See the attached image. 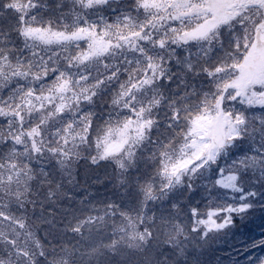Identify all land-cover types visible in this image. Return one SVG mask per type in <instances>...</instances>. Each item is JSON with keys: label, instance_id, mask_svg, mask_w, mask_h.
<instances>
[{"label": "clouds", "instance_id": "9594fccd", "mask_svg": "<svg viewBox=\"0 0 264 264\" xmlns=\"http://www.w3.org/2000/svg\"><path fill=\"white\" fill-rule=\"evenodd\" d=\"M63 4L67 7L57 16H41L33 26L64 33L86 28L97 35L107 30L110 47L87 60L80 57L91 52L89 38L49 45L20 34L19 51L0 47V183L7 194L26 200L29 189L22 187L18 174L28 176L37 161L61 153L74 152L90 167L107 166L114 173L117 161L129 154L133 157L129 164L136 167L145 153L163 157L187 152L195 159L191 118L205 109L215 112L218 100L223 112L240 128V136L230 140L218 159L197 173L210 171L214 175L245 145L251 146L250 155L264 163V108H249L231 90L215 84L201 82L202 87L195 91L190 86L191 77L184 70L186 53L200 45L176 43L174 37L194 26L193 21L177 19L163 8L146 10L141 0H103L89 8L83 7L81 0H59L57 9ZM136 32L141 35H131ZM160 41H164L163 47ZM191 62L196 65L199 58ZM152 64L158 65L156 71ZM238 118L244 122L237 123ZM146 122L138 141L100 159L105 138L114 140L115 129L128 125L140 131ZM33 129L37 133L30 135ZM237 171L242 178L246 176ZM234 227L209 236V252L219 246L216 242L223 243ZM35 228L42 230L40 223ZM29 251L31 255L26 260L19 257L18 264H59L56 250L45 253L37 244ZM146 258L144 251L127 253L122 264H147ZM201 264H217V259L206 256Z\"/></svg>", "mask_w": 264, "mask_h": 264}, {"label": "rangeland", "instance_id": "374dc122", "mask_svg": "<svg viewBox=\"0 0 264 264\" xmlns=\"http://www.w3.org/2000/svg\"><path fill=\"white\" fill-rule=\"evenodd\" d=\"M195 2H199V0H195ZM231 2L236 3L239 0H231ZM58 3L59 0H0L1 28L7 30L13 29V35L15 34L16 36V39L12 40H6V37L3 36V39L1 38L2 41L8 47L15 48L19 51L22 46L20 39L21 28L33 25L37 20L41 19V16H57L59 11L67 7V4H63L60 9H57L56 5ZM31 4H35L36 7H31ZM24 5H29V7L24 8ZM246 15L252 16L253 12H248ZM21 16L23 20L19 18ZM33 17L35 18L34 21ZM185 19L197 23L196 16L185 17ZM242 24V20L233 19L231 24H224L218 32L213 31L210 33L209 39L196 42L200 47L194 48L191 52L186 53L188 60L185 61V65L199 58V63L193 65L199 71H189L186 67L184 70L191 77L190 86L193 87L194 91L202 87L201 82L210 85L215 84L225 91L231 90L249 108L261 109L264 108V104L260 103V100L264 98V51L257 48V45L261 42L256 40V32L249 27L246 33L242 28ZM237 39L241 41V46L238 49L235 47ZM249 44L251 45L250 47ZM254 49L256 51L253 54ZM250 54L252 55L250 56ZM20 55H23V53L21 52ZM204 69H207V71ZM225 85L227 87H224ZM203 112L205 114L201 117L204 120L217 114V110L212 112L205 109ZM201 113L193 114L191 121L195 120ZM233 124L235 123L233 122ZM137 132L138 130L135 126L126 130L125 142L121 146L120 151L125 145H130L135 142ZM194 135L197 141H203L205 139L202 134ZM120 140L121 137L116 134L115 139H110L109 142L116 144ZM250 141L251 144L256 143L255 139L251 136ZM119 152H114L113 154ZM250 152L251 146L245 145L243 150H238L234 160L230 164L225 165L214 175L210 171L199 173L185 172L179 183L173 178L171 185L168 184V176L164 172L165 164L163 157L145 153L137 161L140 164L139 167H136L135 164H129V159H133L131 156L121 159L120 161L124 167L121 168L118 166L117 168L115 178L118 181L128 180L130 177L128 171L135 167L136 172L139 173L138 183L144 181L147 176V182L151 181L152 188L150 196H147L143 192H137L135 198L125 201L124 208L133 205L138 210L134 214L137 219L139 218L140 230L137 228L136 232L140 235H137L135 240H132L128 245H118L112 242V239L108 241L105 238L110 235L107 229H99L95 233H91L88 237L100 244L104 239L107 241L103 245V250L113 258L112 264H122L127 253L140 251L147 253L146 260L160 257L159 264H173L175 259H179L184 264H197L192 258L201 253L200 249L202 246L208 245L207 238L214 233L224 231L209 229L206 225L201 224L200 221L207 219L210 208H215L220 213L214 217L216 223H223L225 222L227 213L221 212L222 208L225 205L239 207L241 204V198L238 193L230 189H222L216 186L214 181L223 176H227L230 172L240 169L246 173V176L240 181V186L246 190L245 194L255 192L254 196L248 197V202L253 207L249 213L244 214L242 217L239 214H235L236 223L234 229L228 233L227 239L223 243L216 242L219 246H214L213 249L218 252L216 255L218 259L217 264H226L227 260L225 256L221 261L219 260L222 257V255L218 257L219 253L225 255L228 251L232 250L231 254H236L235 247L237 250H240L245 243L244 251L248 252L247 258L242 262L236 261L235 264H248V257L250 255L259 256L264 254V249L256 248L252 249L251 252L247 250V248L251 247L250 241L256 240L257 232L261 233L264 230V168L259 166L244 168L238 165L240 160L253 156L250 155ZM168 155L166 154L164 156L165 162L167 161ZM179 158L180 155L178 153L172 154L174 161ZM82 162H84L83 158L74 152H68L66 155L61 153L56 157L49 156V158L37 161L33 165L34 171L30 172L28 176L18 174L17 179L21 180L22 177V187L26 188L27 186L29 188L31 176L36 171H39V173L43 174L39 184H43L46 187L51 183V190L53 192L56 189L55 185L61 181L60 178L66 177L73 180L78 176L77 172L81 171ZM143 171H147L148 175ZM2 175L0 173V176ZM210 176L211 180L209 179ZM142 187H140L141 190H144ZM0 188H4L3 183H0ZM196 190L202 193V199L203 201L205 200V209L198 210L197 207H194L198 212L196 211L193 214V211L192 213L189 211V204H191L192 195ZM5 194H7V190H5ZM197 203L198 201H195L196 205ZM129 214L131 213L125 214L124 218ZM188 217H192L195 220L199 219V224L196 226L194 223L188 225L186 223ZM14 225H17V223L13 221L10 214L7 215L6 213L0 212V239L1 236H4L7 240L11 238L18 239L21 236V230L19 227L12 228ZM194 229H198V231ZM146 230L148 231L147 240L145 238ZM22 232L32 237L35 236V231L33 230L22 229ZM205 232L208 233L207 236H205ZM140 236H143V239ZM145 241V245H142ZM112 253H117V255L114 257ZM5 255L6 253L2 250L0 252V260L8 264L11 260H7ZM24 259L26 260L27 258ZM11 264H13V261H11Z\"/></svg>", "mask_w": 264, "mask_h": 264}, {"label": "trees", "instance_id": "16d2710c", "mask_svg": "<svg viewBox=\"0 0 264 264\" xmlns=\"http://www.w3.org/2000/svg\"><path fill=\"white\" fill-rule=\"evenodd\" d=\"M3 36L6 37V40L16 39L13 29H2L0 23V47H8L2 41ZM13 58H16L15 54H13ZM204 114L205 112L200 116ZM191 129L192 123L190 131ZM191 135L195 139V135ZM163 161L164 164L170 162L168 164L170 166L174 162L172 154L168 155L166 162L163 156ZM81 165L82 169L77 172L78 176L75 179L61 176V181L55 185L57 190L54 188L53 192L51 183L46 187L39 184L43 174L36 171L29 180L26 200L24 197L17 199L15 196L5 194V189L0 188V212L10 214L13 221L17 223L12 228L19 227L21 230V236L18 239L11 238L9 241L1 236L0 252L3 250L6 253L7 260L18 263L19 257L28 258L31 255L29 249H34L39 244L41 251L45 253L49 250L58 251L60 253L59 264H77L78 261L79 264H112L113 258L103 250V245L107 241L104 239L100 244L88 236L99 229H107L110 235L105 238L108 241L112 239V242L118 245H128L132 240H135L138 233L136 229H139L140 224L138 223L139 218L135 217L134 212L138 210L133 205L124 208L125 201L135 198L137 192L146 194V189L152 188L151 181L147 182L146 180L148 176L144 181L138 183L139 173L136 172L135 167L134 171L133 169L128 171L129 179L120 182L115 178L117 171L114 173L107 166L96 169L90 167L86 161ZM143 172L148 175L147 171ZM149 176L151 177L150 174ZM143 183H145L144 186ZM196 197L197 199H195ZM202 198L201 192L196 190L193 193L191 204H189L191 213L195 209L194 207H197L198 210L205 209V200L203 201ZM195 201H198L199 204L196 205ZM192 205L194 206L192 207ZM127 213L131 214L124 218ZM199 221V219L188 217L186 223L188 225L194 223L196 226ZM36 223L41 224L42 230H36ZM22 229L35 231V236L23 233ZM256 236V240L264 237V230L261 233L257 232ZM35 237L36 239H34ZM145 238L146 240L148 238L147 230ZM12 241L16 242L15 245ZM33 241L35 242L33 243ZM145 243L146 241L142 245ZM244 245L245 243L240 250L235 247L236 254H231L232 250H227L225 255L219 253L218 257L222 255L219 260L221 261L225 256L226 264L242 262L247 258L248 253L244 251ZM237 247L239 248V246ZM200 250L201 253L192 258L197 264H201L206 256L208 259H217L218 252L214 249L209 252L208 245L202 246ZM25 251L29 253L28 256L23 254ZM112 254L114 257L117 255V253ZM159 262L160 257L147 260V264H159ZM173 264L184 263L175 259Z\"/></svg>", "mask_w": 264, "mask_h": 264}, {"label": "snow or ice", "instance_id": "6c2138e0", "mask_svg": "<svg viewBox=\"0 0 264 264\" xmlns=\"http://www.w3.org/2000/svg\"><path fill=\"white\" fill-rule=\"evenodd\" d=\"M103 2V0H81L83 7H92L95 3ZM31 7H36L35 4H31ZM141 6L148 9H165L169 10L173 16L177 19H184L185 17L196 16L197 23L188 30L177 33L174 37L176 43H196L205 39L210 38V33L213 31H219L224 24H231L233 19L242 20V28L247 33L249 27L253 29L258 40L261 42L257 45V48L264 51V0H239V2L233 3L231 0H141ZM29 7V5H24V8ZM254 10V11H253ZM248 12H253L252 16L246 15ZM23 20V17H19ZM35 18L33 17V21ZM21 34L27 39H36L45 44H52L54 42L69 41V40H79L81 38H89V48L90 53H87L80 57L82 60H87L89 55H102L109 50L110 41L106 39L110 33L105 30L102 35H97L95 31H90L86 28H77L71 33L56 32L50 28H39L29 25L27 27L21 28ZM117 33H120V29H117ZM132 36L139 37L141 34L136 32L132 33ZM121 39H127V37L121 36ZM247 39V37H246ZM161 47L164 46V41L159 42ZM241 46V41L236 40L235 47L238 49ZM251 45L249 44V47ZM256 49L253 50V54ZM252 54H250L251 56ZM152 70L156 71L158 69L157 64L151 65ZM185 67L190 71L193 68L192 63H187ZM2 74V71H0ZM66 87V82L61 85V91ZM224 87H227L225 85ZM261 104H264V98L260 100ZM217 114L213 117H209L204 120L203 117L197 116L195 120L191 121L194 126L191 129V134H202L205 138L203 141H197L193 139L192 150L196 154V158L193 159L191 155L187 152H183L179 159L175 160L169 166L165 164L164 172L168 176V184L171 185L173 178L179 183L182 179V175L185 172L196 173L202 167H204L209 162H215L223 150L228 146V142L234 138L240 136V128L237 124H233L230 116L225 115L220 107V101L216 104ZM244 121L238 118L237 123L242 124ZM145 124L140 125V131L137 132L136 140L138 141L142 136V129ZM128 125L124 128L115 129V134L121 137V140L116 143H110V136L105 138V147L103 152L100 153V159H107L114 152H119L121 146L125 142V132L128 129ZM37 130L33 129L30 135L36 134ZM111 135V132H110ZM131 154H129L130 156ZM95 163V159H93ZM118 166L124 167L121 161H117ZM239 167H262L264 168V163L255 157H248L242 159L238 162ZM242 177L238 171L230 172L227 176H223L220 179L214 181V184L222 189H230L233 192L239 194L241 198V204L239 207H232L225 205L221 212L227 213L225 216V222L217 224L214 217L217 214L215 208H210L208 211L207 219H202L201 224L206 225L209 229L225 230L226 228L232 227L236 223L235 214H239L241 217L251 211L253 205L248 202L249 196H254L255 192H248L240 186V181ZM146 195H151V189H146ZM196 210L193 209V214ZM197 230L198 229H194ZM136 235H140L137 233ZM208 233L205 232V236ZM143 239V236H140ZM15 245V241H12ZM251 247L247 248L249 252L252 249H264V237L258 240L250 241ZM28 256L29 253L26 251L23 253ZM43 254V253H42ZM0 264H5V261L0 260ZM11 264V261L8 262ZM248 264H264V254L259 256L250 255L248 257Z\"/></svg>", "mask_w": 264, "mask_h": 264}, {"label": "water", "instance_id": "95a60500", "mask_svg": "<svg viewBox=\"0 0 264 264\" xmlns=\"http://www.w3.org/2000/svg\"><path fill=\"white\" fill-rule=\"evenodd\" d=\"M256 39H258V38H257V34H256Z\"/></svg>", "mask_w": 264, "mask_h": 264}]
</instances>
